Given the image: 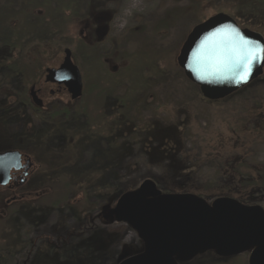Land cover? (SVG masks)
<instances>
[{"label":"rangeland","instance_id":"374dc122","mask_svg":"<svg viewBox=\"0 0 264 264\" xmlns=\"http://www.w3.org/2000/svg\"><path fill=\"white\" fill-rule=\"evenodd\" d=\"M48 1L0 0V147L39 155L32 141L17 142L18 102L46 68L62 63L66 48L83 93L73 103L63 94L53 99L60 109L69 99V123L87 129V140L85 131L69 137L68 179L46 186L30 179L29 191L49 193L6 205L12 194L0 191V250L9 258L0 254V264H118L124 252H141L137 232L105 213L147 179L163 193L207 203L231 197L264 209V73L212 101L177 63L192 28L219 12L264 35V1L259 10L248 5L261 0ZM103 11L108 29L99 21L83 34L89 17ZM66 136L58 131L55 155H66ZM250 255L207 250L179 264H249Z\"/></svg>","mask_w":264,"mask_h":264},{"label":"water","instance_id":"95a60500","mask_svg":"<svg viewBox=\"0 0 264 264\" xmlns=\"http://www.w3.org/2000/svg\"><path fill=\"white\" fill-rule=\"evenodd\" d=\"M225 25H232L246 39L264 46L262 33L241 27L225 12L216 13L192 28L177 63L202 95L212 101L227 98L264 73V60H261L253 64L246 81L200 78L193 53L210 33ZM46 73V80L63 85L72 99L81 97L83 78L71 49L66 48L62 63L57 68H47ZM33 97L38 101L37 96ZM21 166L19 151L0 153V189L9 184L12 169ZM105 217L126 222L144 242L141 252L134 255L124 252L118 264H179L207 250H214L222 257L251 251L249 264H264V209L260 205H246L231 197L207 203L195 194L163 193L155 181L147 179L137 189L122 194Z\"/></svg>","mask_w":264,"mask_h":264},{"label":"flooded vegetation","instance_id":"af4514ba","mask_svg":"<svg viewBox=\"0 0 264 264\" xmlns=\"http://www.w3.org/2000/svg\"><path fill=\"white\" fill-rule=\"evenodd\" d=\"M87 8L89 9V7ZM87 15L90 16L89 11H87ZM108 15L109 14L106 11L93 13L91 20L89 17L85 28L82 30V33L84 34L86 29L88 30L91 28V30H93L99 24V21L102 22L103 27L108 29V25L106 26L104 22ZM46 70L45 79L43 81L33 83L30 87L29 96H27V98L23 101L20 100L18 102V105L20 106L18 109L19 119L15 123L21 127V133L19 132L18 134H15L18 136V144H25L27 140L32 141L34 144H36L37 153L39 155L32 156L30 153L23 150L21 146L11 148L6 146L0 147V153L9 150H17L21 153V168L12 169L9 184L6 187L0 189V191H7L12 194L10 198L8 197L6 199V205H9L13 201H19V199L22 200L32 195L43 196L51 191L48 188L41 189L36 192L29 191L27 189V185L31 178L37 177L39 180H41L39 183L43 186H46V183L49 180H58L59 178L63 177L68 179L69 169H64L63 164L69 162V137L72 136V132L76 135L79 132L85 131V140H87V129L77 130L73 127L72 123H69V121L72 120L73 113V109L70 108L69 99L67 102L68 107L65 109L58 108L57 103L53 99L57 94L66 95L68 98L69 96L71 97V94L63 85L47 81ZM33 96H37L38 101L35 102ZM78 99H72L71 97L72 103ZM13 100H10L8 104L5 103V105L11 106ZM4 109L6 108H0V112H4ZM27 114L30 118L26 116ZM31 122L34 123V126H32ZM59 130H65L67 135L66 137L68 139L66 145L67 151L66 155L64 156L62 154L55 155L54 151L52 150L53 140L56 138ZM2 136L0 135V144L6 142L4 135ZM72 139L73 138H71V140ZM36 161L41 165V167ZM46 180L48 181L46 182ZM3 213L6 214L5 211Z\"/></svg>","mask_w":264,"mask_h":264},{"label":"snow or ice","instance_id":"6c2138e0","mask_svg":"<svg viewBox=\"0 0 264 264\" xmlns=\"http://www.w3.org/2000/svg\"><path fill=\"white\" fill-rule=\"evenodd\" d=\"M261 60H264V46L246 39L232 25L210 33L193 53L201 79L213 76L246 81L253 64Z\"/></svg>","mask_w":264,"mask_h":264},{"label":"trees","instance_id":"16d2710c","mask_svg":"<svg viewBox=\"0 0 264 264\" xmlns=\"http://www.w3.org/2000/svg\"><path fill=\"white\" fill-rule=\"evenodd\" d=\"M55 0H49L48 1V3L49 4H54L53 2H54ZM258 1H260V0H258ZM263 1L264 0H261L260 2H257L256 4H255V2L254 3H249V8H252V7H254L252 10H259V8H261V6H262V3H263ZM59 4V3H58ZM203 20H205V19H202L201 21H203ZM7 42H9L8 40H7ZM9 45V44H8ZM4 47H7L8 48V46L6 45V46H4ZM250 85V84H249ZM248 85V86H249ZM242 90V89H241ZM238 92H240V90L238 91ZM237 92V93H238ZM169 152V151H168ZM169 153H171L172 154V152H169ZM14 240L16 239V237L14 236V238H13ZM14 244H15V242H14ZM2 251H4L3 249L2 250H0V254H1V257H4V259H9L8 257H7V255H5L4 253H2ZM43 261H46L47 262V264H49V261H47V260H43ZM41 262V261H40ZM39 262V263H40Z\"/></svg>","mask_w":264,"mask_h":264}]
</instances>
